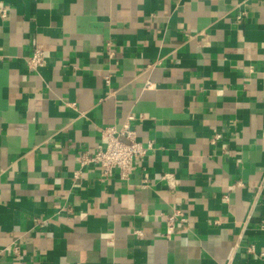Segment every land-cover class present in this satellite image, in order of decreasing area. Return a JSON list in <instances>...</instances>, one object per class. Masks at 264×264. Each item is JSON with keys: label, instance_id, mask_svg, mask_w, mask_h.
<instances>
[{"label": "crops", "instance_id": "1", "mask_svg": "<svg viewBox=\"0 0 264 264\" xmlns=\"http://www.w3.org/2000/svg\"><path fill=\"white\" fill-rule=\"evenodd\" d=\"M2 7L0 264H264V0ZM129 115V178L81 165Z\"/></svg>", "mask_w": 264, "mask_h": 264}, {"label": "built area", "instance_id": "2", "mask_svg": "<svg viewBox=\"0 0 264 264\" xmlns=\"http://www.w3.org/2000/svg\"><path fill=\"white\" fill-rule=\"evenodd\" d=\"M2 16H6L8 13L7 7L0 8ZM246 12H242L237 17L241 19ZM32 54L27 58L26 63L29 69H39L46 63L45 51L37 42L33 43ZM110 45V43H109ZM113 54V52H110ZM106 83H110V75L105 77ZM147 86H151L148 83ZM135 118L134 115H129L123 125L118 128L115 125H106L101 127V137L103 139V145L99 146L93 152H85L79 156V163L81 165L97 164L100 166L101 173L104 176H109L115 169H117L123 179H128L131 171L135 168L136 162L141 159L152 146V143H142L137 138V132L132 126L131 121ZM220 134H216L215 138ZM143 185H146L143 183ZM227 199V196H224ZM166 236L171 237L175 232L177 224H187V218L183 211L179 208H174L173 211L166 215ZM261 228L264 229V219L261 223ZM136 233L142 234L141 231ZM12 251L16 255L20 254V246L18 243H14ZM4 249H0V255ZM248 252H255L254 245L248 246Z\"/></svg>", "mask_w": 264, "mask_h": 264}]
</instances>
